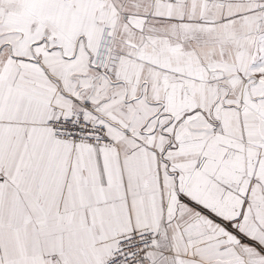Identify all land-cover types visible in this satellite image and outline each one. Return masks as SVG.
I'll list each match as a JSON object with an SVG mask.
<instances>
[{
	"label": "snow or ice",
	"instance_id": "snow-or-ice-1",
	"mask_svg": "<svg viewBox=\"0 0 264 264\" xmlns=\"http://www.w3.org/2000/svg\"><path fill=\"white\" fill-rule=\"evenodd\" d=\"M0 264H264V0H0Z\"/></svg>",
	"mask_w": 264,
	"mask_h": 264
}]
</instances>
